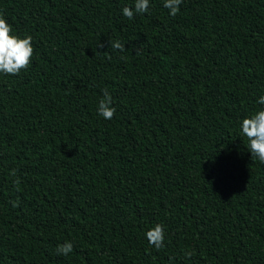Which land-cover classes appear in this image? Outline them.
<instances>
[{
    "label": "trees",
    "instance_id": "1",
    "mask_svg": "<svg viewBox=\"0 0 264 264\" xmlns=\"http://www.w3.org/2000/svg\"><path fill=\"white\" fill-rule=\"evenodd\" d=\"M130 2L0 0L34 45L0 76V264H264V164L238 136L264 94V0L127 20Z\"/></svg>",
    "mask_w": 264,
    "mask_h": 264
},
{
    "label": "clouds",
    "instance_id": "2",
    "mask_svg": "<svg viewBox=\"0 0 264 264\" xmlns=\"http://www.w3.org/2000/svg\"><path fill=\"white\" fill-rule=\"evenodd\" d=\"M182 0H163V8L169 16H175L180 11ZM151 0H131L120 8V14L127 20L150 13ZM33 38L31 35L17 33L9 21L0 15V76L17 75L32 62L34 55ZM113 50H123L119 39L110 41ZM255 103L260 105L238 122V136L247 140L245 145L251 157L264 164V94L259 95ZM116 109L113 106L111 94L104 91L97 102V115L105 120L113 118ZM12 207L17 201L10 202ZM144 238L150 247L160 250L165 246L166 229L161 223H155L144 232ZM73 251V243L65 240L56 246V253L68 256Z\"/></svg>",
    "mask_w": 264,
    "mask_h": 264
}]
</instances>
